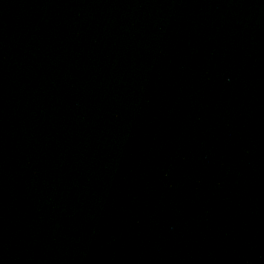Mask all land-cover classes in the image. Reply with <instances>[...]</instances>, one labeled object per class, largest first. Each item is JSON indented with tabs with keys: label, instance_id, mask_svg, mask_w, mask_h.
Wrapping results in <instances>:
<instances>
[{
	"label": "water",
	"instance_id": "1",
	"mask_svg": "<svg viewBox=\"0 0 264 264\" xmlns=\"http://www.w3.org/2000/svg\"><path fill=\"white\" fill-rule=\"evenodd\" d=\"M0 264H264V0H0Z\"/></svg>",
	"mask_w": 264,
	"mask_h": 264
}]
</instances>
